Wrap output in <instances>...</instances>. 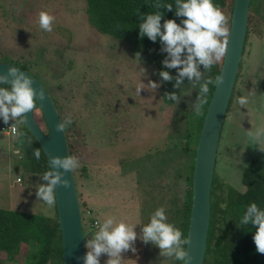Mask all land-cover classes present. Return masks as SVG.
Instances as JSON below:
<instances>
[{
	"label": "rangeland",
	"instance_id": "rangeland-1",
	"mask_svg": "<svg viewBox=\"0 0 264 264\" xmlns=\"http://www.w3.org/2000/svg\"><path fill=\"white\" fill-rule=\"evenodd\" d=\"M253 4L213 173L239 190L244 189L242 168L264 150L247 135L264 126V0ZM84 8V0H0V61L35 77L60 121L71 118L64 134L68 155L80 161L72 176L85 245L97 221L108 216L138 224L134 231L139 236L157 208H165L172 224L186 209L199 84L187 78L180 88L174 87L175 79L162 82L160 71L177 75L176 69L162 65L167 53L154 61L150 53L133 52L127 42L91 27ZM41 11L56 18L51 32L36 23ZM207 79L203 72L201 83ZM139 81L160 86L137 95ZM169 93L178 95L179 102L168 100ZM238 97H247V104L239 105ZM32 113L46 132L39 109ZM42 174L28 171L16 139L0 131V206L54 217L55 207L49 209L36 196L37 187L45 183ZM17 178L22 179L20 191L14 189ZM133 247L135 252L121 254L123 264H172V258L161 256L150 243L137 239ZM24 249L13 260L0 251V264H26ZM107 259L102 255L100 264Z\"/></svg>",
	"mask_w": 264,
	"mask_h": 264
},
{
	"label": "clouds",
	"instance_id": "clouds-1",
	"mask_svg": "<svg viewBox=\"0 0 264 264\" xmlns=\"http://www.w3.org/2000/svg\"><path fill=\"white\" fill-rule=\"evenodd\" d=\"M155 7L157 9L163 7L171 11L173 5L157 3ZM175 15L183 18L179 24L173 19L164 20L161 24L163 17L160 11L142 15V22L138 26L139 34L141 37L147 36L152 42L159 39L162 45L161 51L167 53L162 65L177 70L175 78L168 71H160L159 77L162 82L175 79L174 87L180 88L187 78L188 81L199 84L194 111L200 115L203 105L207 103L208 85L217 86L222 82V77L209 78L201 83L203 72L199 69L203 66L204 70L211 71L215 64L224 61L230 36L229 17L213 3V0H175ZM55 20V16L41 11L37 14L36 23L41 30L51 32ZM0 85H7L0 87V119L5 124L10 120L25 122V114L37 108V100L45 99V93L33 87V80L14 66L8 67L6 73L0 74ZM159 86L152 81L147 85L139 81L136 93L139 95L141 89L145 88L155 91ZM166 98L179 102V97L175 93L167 94ZM237 103L241 106L246 105L247 97H238ZM71 122V118L66 117L55 125V130L63 133ZM12 133L14 139L24 136L15 125L12 126ZM247 135L258 147L264 145V126L248 131ZM33 155L39 160L41 150L34 149ZM79 167L80 161L76 156L51 157L48 161V170L41 175L45 183L40 184L36 190L38 200L49 209L54 208L57 204L56 187L62 186L67 189L69 181L64 179L65 173H71ZM239 223L250 224L256 229L252 239L256 251L264 254V209L259 208L255 203L248 205ZM136 225L138 224L118 220L113 216H108L102 223L97 221L96 231L84 245L87 251L82 258L83 264H100L102 255L108 257L105 264H123L121 254L129 250L135 252L133 245L137 239L144 244L150 243L156 246L163 257L188 264L191 257L188 256L185 246L189 243V239L168 221L164 207L157 208L150 216L149 222L141 226L139 236L134 231Z\"/></svg>",
	"mask_w": 264,
	"mask_h": 264
},
{
	"label": "trees",
	"instance_id": "trees-1",
	"mask_svg": "<svg viewBox=\"0 0 264 264\" xmlns=\"http://www.w3.org/2000/svg\"><path fill=\"white\" fill-rule=\"evenodd\" d=\"M84 3L87 23L97 32L127 42L133 52L150 53L154 61H158V58L165 56L166 53L161 51L162 45L159 39L152 42L147 36H140L138 26L142 22L141 16L160 11L163 17L161 24L168 19H173L179 24L183 19L175 15V0H84ZM157 3L172 4L173 8L171 11L163 7L157 9L155 7ZM213 3L230 19L232 0H213ZM253 5V0H250L245 37L250 26ZM220 64L221 62L215 64L211 71L204 70L203 66H200L199 70L204 72L208 79H215ZM0 87H7V85H0ZM208 87L207 103L203 105L201 114H196L198 121L196 139L214 84H209ZM19 131L23 132L24 136L16 139V143L27 161L28 171L44 173L48 170V164L40 146L24 126L19 127ZM36 148L41 150L39 160L33 155V150ZM194 152L195 149L192 151L189 163L188 205L173 221L185 238L191 202ZM240 182L243 190L228 184L224 185L213 174L203 264H264V254L256 251L252 239L256 229L250 224L240 225L239 223L248 205L255 203L259 208L264 209V151L251 157L242 168ZM22 249L26 251V264H62L60 230L56 215L51 217L0 206V251L8 260H13L18 253L22 252ZM171 261L172 264H182L181 261L173 258Z\"/></svg>",
	"mask_w": 264,
	"mask_h": 264
},
{
	"label": "water",
	"instance_id": "water-1",
	"mask_svg": "<svg viewBox=\"0 0 264 264\" xmlns=\"http://www.w3.org/2000/svg\"><path fill=\"white\" fill-rule=\"evenodd\" d=\"M249 2L250 0H232L227 53L224 61L220 64L217 75V77H222V82L217 86L214 84L197 138L191 174V202L186 232L189 243L185 249L188 256L191 257L188 264H203L209 226L210 192L215 157L222 121L242 54ZM10 66H14L28 75L33 80V87L45 93L43 101L37 100V108L41 113L46 132H42L32 112L25 114L23 125L40 146L47 164L53 156H67L68 148L65 134L55 130V125L61 121L49 94L35 77L14 64L0 61V74L6 73ZM64 179L69 181V187L65 189L62 186H57L55 189L57 201L55 210L60 230L62 264H83L84 238L72 172L65 173Z\"/></svg>",
	"mask_w": 264,
	"mask_h": 264
},
{
	"label": "built area",
	"instance_id": "built-area-1",
	"mask_svg": "<svg viewBox=\"0 0 264 264\" xmlns=\"http://www.w3.org/2000/svg\"><path fill=\"white\" fill-rule=\"evenodd\" d=\"M13 125L17 126L18 130H19L18 124L15 121L13 122L10 120V123H8V124H5L4 122H2L0 124V131L4 134L13 135V133H12V126ZM17 181H19V178H17Z\"/></svg>",
	"mask_w": 264,
	"mask_h": 264
},
{
	"label": "crops",
	"instance_id": "crops-1",
	"mask_svg": "<svg viewBox=\"0 0 264 264\" xmlns=\"http://www.w3.org/2000/svg\"><path fill=\"white\" fill-rule=\"evenodd\" d=\"M15 182H16V180H15ZM21 182H22V179H20L18 182H16V183H18V186H15L14 189H17V190H19V191L22 190L21 185H20ZM18 187H19L20 189H19Z\"/></svg>",
	"mask_w": 264,
	"mask_h": 264
}]
</instances>
